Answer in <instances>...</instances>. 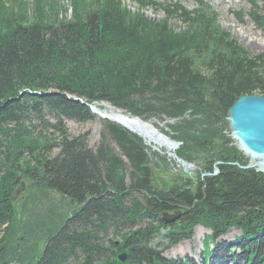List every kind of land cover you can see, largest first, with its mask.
<instances>
[{
  "label": "trees",
  "instance_id": "1",
  "mask_svg": "<svg viewBox=\"0 0 264 264\" xmlns=\"http://www.w3.org/2000/svg\"><path fill=\"white\" fill-rule=\"evenodd\" d=\"M168 1L69 0L71 17L58 20V8L41 0L30 21L24 8L13 15L0 2V264H8L17 178L77 207L32 264H194L162 254L195 226L211 232L201 264H264V174L242 168L248 159L226 122L238 98L264 97V54L244 49L202 1L192 0V11ZM249 2L264 33V14ZM152 8L166 17L148 19L143 11ZM103 103L142 120H176L167 133L179 143L176 157L208 176L155 190L138 136L108 121L94 148L87 134H67L64 122H93L89 106ZM33 121L57 137L42 139ZM175 212L180 218L165 226L162 215ZM230 230L240 237L215 243Z\"/></svg>",
  "mask_w": 264,
  "mask_h": 264
},
{
  "label": "rangeland",
  "instance_id": "2",
  "mask_svg": "<svg viewBox=\"0 0 264 264\" xmlns=\"http://www.w3.org/2000/svg\"><path fill=\"white\" fill-rule=\"evenodd\" d=\"M38 1L40 2L41 0H0V2L3 4V7L11 11L13 15H17L20 11H22L21 8H24L29 21L32 20ZM43 1L46 8L51 4L55 5V7L58 8V20H68L71 17L72 9L69 0ZM155 1L156 3L161 4L169 3L168 0ZM200 1H202L204 4H206L216 12V14L218 15L219 26L224 31L229 33L244 49H246L254 56L264 54V33L254 24V22L249 18L248 15L250 10L252 9L253 2L250 3L249 0ZM252 1L255 2V6L257 7V11H255V13L259 12L260 14H264V0ZM170 2L178 3L183 9L187 11H192L194 10V8H196L192 0H171ZM125 5L132 12H135L137 10L136 4L130 1H127ZM234 12L243 13L242 22H240L236 18ZM143 13L148 19L154 21H161L166 17V15L162 12V9L160 8L146 9L143 11ZM170 25L171 28H174L176 30L182 28V24L178 23L174 19H171ZM102 105L107 106L109 111L111 112L126 115L119 110L112 109V107L105 103L97 106L103 109L104 107ZM95 117L96 120L93 122L77 124L71 121H67L64 122L63 126L67 134L71 137L87 134L89 148H94L99 141V133L103 128L101 121H108L114 124L116 123L115 121H113V119L108 120L103 119L100 116ZM49 121L51 122V124H54V121H52L51 119H49ZM143 121L154 123L155 127L164 136H166V138L175 142L174 140L170 139L169 136H167V133L169 131L168 127L170 125H173L176 120L167 121L165 119L157 120L151 118L149 120ZM31 124L36 127L34 133L39 134L42 139H46L45 137H51V139L54 140V137L56 135L53 131H42L41 128H38V121H33ZM120 127L123 128V126ZM143 144L149 149L147 153H149V166L152 169L153 173L152 185L155 190H168L171 189V187H181L185 181L191 182L192 186H195L200 176H208L205 174L200 175L198 169H201V165L198 162H194L195 164L185 162L186 164L191 165V168L189 169H184L183 167L177 165L176 160H178L179 158L174 161V157L171 155H175V151L178 149L177 147H179V143H176L177 149L173 150L172 154H168L167 151L163 148L159 150L152 149L148 147L144 142ZM233 145L235 146L234 142ZM113 148L115 149V151H117L115 147ZM237 151L240 152L238 149ZM240 153L244 158H246V156L242 152ZM216 174L217 173H214L213 175ZM20 183L24 184V191L16 198L14 202L16 219L14 222V231L13 233H11V236L9 237V240L7 242L6 260L8 261V264H32L33 262H35L41 254L45 238L50 235L48 233H53L58 228H60L64 221L77 208L75 205L72 206L66 199L61 198L52 191H42L43 189L41 190V188L34 186L26 178L24 180L21 179ZM174 223L169 225H173ZM197 228H201L204 231H196ZM168 231V229L160 230V236H164ZM210 233V230L205 229L203 226H195L194 228H192L190 238L188 240L179 242L177 245L165 251L162 255L164 258L169 260H185L190 261L194 264H201L205 259L209 261L210 251H212L213 246L209 244L208 239L206 241V238L210 236ZM238 237H240V232L230 230L215 243L219 244L223 241L228 243L234 242ZM1 238L2 235H0V240ZM115 241L118 243L121 242L120 239H116ZM154 242H156L158 246L166 244V241L161 243V240L159 238H157ZM158 248L160 249V247Z\"/></svg>",
  "mask_w": 264,
  "mask_h": 264
},
{
  "label": "water",
  "instance_id": "3",
  "mask_svg": "<svg viewBox=\"0 0 264 264\" xmlns=\"http://www.w3.org/2000/svg\"><path fill=\"white\" fill-rule=\"evenodd\" d=\"M89 108L92 114H99V111L92 109V106H89ZM98 116L103 119L112 120L108 116ZM226 120L228 122L231 140H233L236 148L249 158V164L252 163L247 168H256V172L264 174V97L242 96L238 98L228 109ZM123 129L140 137L135 131H129L125 127ZM164 140L162 142L164 148L167 146L166 141H169L174 146L173 148H178L175 142L167 140V138H164ZM176 161L182 164L184 169L190 168L189 164L181 160ZM16 182L18 186L11 196V203H14L16 198L24 191V184L20 183V178H17ZM180 215L181 212L163 214L161 220L165 225H169L176 222ZM127 256L128 254H122L118 259L121 263H124L127 260Z\"/></svg>",
  "mask_w": 264,
  "mask_h": 264
},
{
  "label": "bare ground",
  "instance_id": "4",
  "mask_svg": "<svg viewBox=\"0 0 264 264\" xmlns=\"http://www.w3.org/2000/svg\"><path fill=\"white\" fill-rule=\"evenodd\" d=\"M90 106H92V109L99 111V114H93V115H95V116L102 115L104 117L108 116L111 119H113V121L116 122L115 124L123 126L126 129H128L129 131L137 132L139 134V136L141 137V139H143L142 141L148 147H150L152 149H158V150L163 148V149H165L167 151L168 154H172L173 150H175V148H173L174 146L172 144H170L169 141H166V145L167 146H166V148H164V145H162L163 144L162 142L165 141L164 138H166V136H164L155 127L154 123H152V122H144L143 120H141L139 118H132V117H129V116H126V115H122L120 113L111 112V111H109L108 107L105 106V105H102L104 107L103 109L101 107L97 106V105H90ZM226 122H227V120H226ZM227 126H228V122H227ZM228 130H229V126H228ZM167 140H169V139L167 138ZM171 156H174V161L176 159H178L175 155H171ZM246 158H248V157H246ZM250 164H252V163H250ZM250 164H249V158H248V164L245 167H243V168L244 169H249V168H247V166L250 165ZM177 165L182 167V164H180V163H177ZM190 168H191V165H190ZM252 169H254V168H252ZM254 170H256V168ZM216 173H217V170H216ZM196 231H204V230L201 229V228H197ZM122 254H128V253L125 252V253H122ZM122 254H120V255H122ZM127 258H128V256H127Z\"/></svg>",
  "mask_w": 264,
  "mask_h": 264
}]
</instances>
